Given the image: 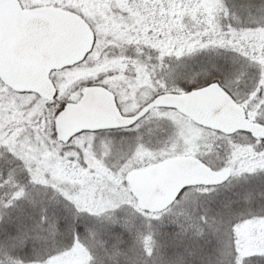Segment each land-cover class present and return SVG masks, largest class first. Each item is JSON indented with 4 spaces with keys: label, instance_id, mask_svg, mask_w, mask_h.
Returning <instances> with one entry per match:
<instances>
[{
    "label": "rangeland",
    "instance_id": "1",
    "mask_svg": "<svg viewBox=\"0 0 264 264\" xmlns=\"http://www.w3.org/2000/svg\"><path fill=\"white\" fill-rule=\"evenodd\" d=\"M19 1L24 7L46 4L73 11L88 23L94 35L92 48L83 61L51 73L56 88L52 101L34 93L13 92L0 81L1 156L23 167L20 169L32 183L26 190L35 192L32 200H36V205L48 208L51 205L55 211L58 209L52 198L72 203L77 210L96 216L121 205H133L140 210L127 183L131 171L176 156L205 160L209 165L208 148L216 140L224 139L176 110L153 108L127 131L81 133L62 144L52 135L54 114L64 103L78 100L85 86L106 87L116 96L122 113L131 115L155 95L167 89L182 92L180 85L189 86L197 81L196 77L192 80L183 77L189 71L180 60L188 52L208 45H225L242 49L243 54L253 55L264 63V26L246 32H232L235 30L232 25L224 29L220 24L225 12L221 0ZM198 58L192 56L186 60L191 72ZM250 139L254 147L233 145L227 162L218 168L227 165L232 172L263 170L264 138L252 134ZM250 177L251 193L260 198L264 195L260 187L264 185V172ZM7 183L12 186L13 182ZM6 188L2 189V195ZM14 194L3 211L0 210V221L11 219L12 211L20 212L18 208L25 193L20 189ZM28 207H33L32 201ZM53 220L57 223L56 218ZM108 220L110 217L95 218L85 227H95L104 233ZM112 223L109 221L108 225ZM231 229L234 257L230 264H244L246 258L264 254V216L245 219ZM19 234L25 233L20 230ZM15 236L13 232H0V257L24 251V246H20L19 252L13 246ZM58 236L65 239L63 234ZM86 239L92 245L97 241L93 234H88ZM90 256L86 244L78 239L68 246L57 243L44 256L25 264H89ZM255 261L258 259L251 263ZM0 264L21 263H7L0 258Z\"/></svg>",
    "mask_w": 264,
    "mask_h": 264
},
{
    "label": "trees",
    "instance_id": "2",
    "mask_svg": "<svg viewBox=\"0 0 264 264\" xmlns=\"http://www.w3.org/2000/svg\"><path fill=\"white\" fill-rule=\"evenodd\" d=\"M221 1L225 12L220 24L224 29L232 25L235 28L232 32H246L264 26V0ZM243 53L242 49L225 45H208L186 53L180 61L189 72L183 77L185 80L196 77L197 81L178 88L188 91L217 82L244 106L252 120L264 125V63ZM192 56L199 57L192 66L193 72L189 70L190 64L186 65V60ZM216 135L224 139L216 140L208 148L210 160L206 162L213 167L227 162L233 145L235 148L255 145L248 132L227 136L216 132ZM1 154L0 149V210L3 211L5 204L10 202L11 194L14 198V193L20 189L25 193L18 208L20 212L12 211L11 219L0 221V232L16 234L15 239L12 238L16 250L25 247L22 252L0 257L7 263L32 262L44 256L47 249H54L57 243L61 247L63 244L68 246L79 239L90 251L89 264H230L234 257L230 242L232 226L251 217L264 216V195L257 198L249 185L250 176L264 172V169L232 172L230 179L219 187H189L161 212L147 213L133 205H121L96 216L77 210L72 203L53 198L58 211L51 209V205L49 208L36 205V200H32L35 192L26 190L32 183L21 170L23 167ZM6 180L13 182L12 186ZM5 187L7 196L3 197ZM260 187L264 189V185ZM30 201L32 208L28 207ZM99 217H110L104 233L95 227H85L91 222L89 220ZM109 221H113L110 226ZM20 230L25 234H19ZM58 233L65 235V239L59 238ZM88 234L96 238L94 245L86 239ZM254 258L258 259L254 264H264V254L250 256L244 264H252Z\"/></svg>",
    "mask_w": 264,
    "mask_h": 264
},
{
    "label": "water",
    "instance_id": "3",
    "mask_svg": "<svg viewBox=\"0 0 264 264\" xmlns=\"http://www.w3.org/2000/svg\"><path fill=\"white\" fill-rule=\"evenodd\" d=\"M72 11L55 6L22 8L19 0H0V78L17 91H33L47 99L55 94L49 71L82 60L92 47L93 33ZM77 103L67 104L55 118L59 140L83 130L128 126L152 107L178 110L194 123L223 133L249 131L264 137V126L245 117L217 83L183 93H164L132 116L118 113L107 89L88 86ZM229 166L212 170L198 159L174 157L128 174L142 210L161 211L191 185L216 186L230 176Z\"/></svg>",
    "mask_w": 264,
    "mask_h": 264
},
{
    "label": "flooded vegetation",
    "instance_id": "4",
    "mask_svg": "<svg viewBox=\"0 0 264 264\" xmlns=\"http://www.w3.org/2000/svg\"><path fill=\"white\" fill-rule=\"evenodd\" d=\"M86 87V86H85ZM84 87V88H85ZM83 88V89H84ZM83 89H82V91H83ZM81 91V92H82ZM114 94V93H113ZM81 96H82V93H81V95H80V97L78 98V100L81 98ZM114 97H115V100H116V103H117V107H118V110L120 111V113H122V109H121V106H120V104H119V101L116 99V96L114 95ZM78 100H76V101H78ZM76 101H74V102H76ZM123 114V113H122ZM53 124H54V120H53ZM53 124H51L52 125V135L53 134H55V129H54V125ZM131 127H127V128H122V129H115V130H101V131H97V132H93V133H112V132H115V131H127L128 129H130ZM83 133H92V132H83ZM81 134V133H80ZM54 136V135H53Z\"/></svg>",
    "mask_w": 264,
    "mask_h": 264
}]
</instances>
